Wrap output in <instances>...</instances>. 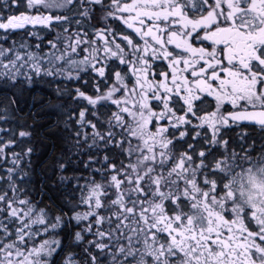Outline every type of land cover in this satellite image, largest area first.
<instances>
[{
  "label": "snow or ice",
  "instance_id": "6c2138e0",
  "mask_svg": "<svg viewBox=\"0 0 264 264\" xmlns=\"http://www.w3.org/2000/svg\"><path fill=\"white\" fill-rule=\"evenodd\" d=\"M0 264H264V0H0Z\"/></svg>",
  "mask_w": 264,
  "mask_h": 264
}]
</instances>
